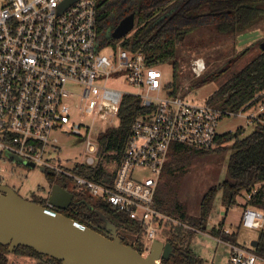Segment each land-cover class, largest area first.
Returning a JSON list of instances; mask_svg holds the SVG:
<instances>
[{"label": "built area", "instance_id": "obj_1", "mask_svg": "<svg viewBox=\"0 0 264 264\" xmlns=\"http://www.w3.org/2000/svg\"><path fill=\"white\" fill-rule=\"evenodd\" d=\"M64 1L0 0V183L8 184L16 166L30 167L24 163L44 167L42 172L55 180L74 179L142 228V254H148L154 240L168 241L162 235L165 228L172 232L176 225L185 226L155 205L172 145L214 147L227 114L187 99L182 88L174 92L172 82H164L162 65L149 63L142 52L121 44L99 48L97 0H76L60 11ZM192 65L197 75L206 68L200 58ZM122 83L135 90H123ZM125 95L140 98L146 110L133 122L113 187H107L74 169L96 166L99 137L119 126ZM260 105L249 115L252 124L263 121L264 102ZM58 134L82 140V160L64 162L56 155ZM55 183L41 196L49 209H54L50 195ZM255 192L253 188L247 200ZM246 202L239 226L264 232V208ZM229 245L226 264H264L252 250Z\"/></svg>", "mask_w": 264, "mask_h": 264}, {"label": "trees", "instance_id": "obj_2", "mask_svg": "<svg viewBox=\"0 0 264 264\" xmlns=\"http://www.w3.org/2000/svg\"><path fill=\"white\" fill-rule=\"evenodd\" d=\"M96 11L99 48L121 44L133 52H142L151 64L172 63L171 86L177 92L183 89L181 86L184 81L179 71L182 65L179 59L182 48L191 49L199 43L210 48L219 41L230 38L237 40L242 33L255 26L259 27L264 19V0H97ZM133 12L136 13L135 28L122 39H114L113 30L123 18ZM259 41L262 43L264 38ZM250 47L252 46L243 55L251 50ZM231 60L233 59L229 61ZM225 71V68L209 70L192 87L216 81ZM263 91L264 49H261L256 57L242 69L235 71L207 97V104L227 115H236L240 110L256 105L261 99V96H257ZM145 110L140 98L125 95L119 112V126L108 129L99 137V160L96 166L77 165L74 170L97 183L113 187L133 122ZM261 117L263 121L253 124L255 128L250 134L242 136L244 128L218 134L215 146L208 150L172 145L161 174L162 182L157 187L155 205L185 226L176 225L172 229L173 236L168 241L173 245V252L168 260L163 259L160 264H204V259L188 245L186 224L194 230L205 231L213 202L219 192L222 203L228 210L238 204L239 197L247 196L256 188L246 204L264 208V112ZM225 152H230L227 162L228 178L209 188L201 199L197 215H190L186 204L179 199L180 188L177 183L199 156ZM47 175L51 183H58L53 175ZM30 200L46 205L41 196L34 195ZM63 213L82 224L100 229H104L109 221L117 227L125 244L143 252L142 228L106 202L90 203L78 199ZM224 226L225 218L211 228V234L227 243L239 244L238 234L226 232ZM256 242V246L239 245L264 258L263 231H260ZM9 254L33 257L38 262L46 258L42 264H63L62 261L40 254L30 247L18 246L10 252L8 246L0 244V264H11Z\"/></svg>", "mask_w": 264, "mask_h": 264}, {"label": "rangeland", "instance_id": "obj_3", "mask_svg": "<svg viewBox=\"0 0 264 264\" xmlns=\"http://www.w3.org/2000/svg\"><path fill=\"white\" fill-rule=\"evenodd\" d=\"M257 28H252L235 38H230L226 41H219L212 47L207 48L203 43L196 44L194 48L187 49L183 47V52L179 58L182 62L180 67V75L183 78V91L186 93V98L197 103L206 104L207 97L225 80H227L235 71L242 69L261 50V42L264 38V19ZM256 32V33H255ZM250 47L247 53L243 52ZM187 49V50H186ZM203 59L206 68L201 75H197L192 69L194 59ZM230 59H233L229 61ZM210 63V64H209ZM218 68H225V73L216 81L210 82L204 86L192 87L196 81L207 71H214ZM164 74V82H173V64L167 63L161 66ZM125 91H133L135 87L128 83L121 84ZM79 91V87H76ZM259 102L252 107L241 112L238 115H227L222 118L219 124L218 131L220 134L242 130V136L250 134L254 130V125L250 123L249 115L254 111L258 112L260 104L264 102V93H260ZM60 142L58 143V155L61 159L69 158L72 161H80L84 156V143L77 136L69 135L67 138L58 134ZM230 152L201 155L195 159L189 166L188 172L177 183L179 186V199L186 204L190 215H197L203 195L209 188L221 183L228 178L227 162ZM17 174H14L10 181H6L9 186H12L23 197L29 199L34 195L36 197L44 196L45 189L50 188L48 175L40 169L16 166ZM163 180V179H162ZM161 181V178H160ZM63 186L74 193V199L86 200L90 203H97L100 197L94 195L85 186H78L74 179L57 180ZM162 182V181H161ZM44 189V190H43ZM240 198V197H239ZM242 214V205L237 204L229 210L222 203V195L219 192L213 202L210 216L207 220L205 231L186 228L185 235L188 239V245L192 250L204 259V264H225L230 251L229 243L215 237L211 234V228L217 226L219 221L225 218L224 228L229 229L231 233L236 232L237 243L249 247L252 241L256 240L260 234V230L238 227ZM164 237L172 238V232L169 228H165L162 232ZM46 258L41 259L37 264H42ZM11 264H33L31 258L9 254Z\"/></svg>", "mask_w": 264, "mask_h": 264}, {"label": "water", "instance_id": "obj_4", "mask_svg": "<svg viewBox=\"0 0 264 264\" xmlns=\"http://www.w3.org/2000/svg\"><path fill=\"white\" fill-rule=\"evenodd\" d=\"M76 0H65L60 11ZM136 13L123 18L112 32L120 40L134 28ZM264 49V41L261 43ZM10 159L23 161L12 154ZM31 168L33 164L24 163ZM45 171L44 167H40ZM74 193L59 183L51 190L50 203L68 209ZM0 244L13 252L18 246L35 249L38 253L62 261L63 264H160L173 252L171 242L154 240L148 254H142L132 245L125 244L117 227L107 221L104 229L88 226L62 212L49 209L23 197L15 188L0 183ZM256 240L251 245L256 246Z\"/></svg>", "mask_w": 264, "mask_h": 264}, {"label": "crops", "instance_id": "obj_5", "mask_svg": "<svg viewBox=\"0 0 264 264\" xmlns=\"http://www.w3.org/2000/svg\"><path fill=\"white\" fill-rule=\"evenodd\" d=\"M255 33H256V32H255ZM246 200H247V196H241L240 198H238V204L242 205V209H243V204H245ZM233 207H234V206H233ZM231 208H232V207H231ZM228 210H229V209H228ZM224 229H227V228H224ZM229 256H230V251H229L228 256H227V261H228V259H229ZM24 257H27V256H24ZM27 258H31V260H33V264H37L35 258H33V257H27ZM227 261H226V263H227ZM226 263H225V264H226Z\"/></svg>", "mask_w": 264, "mask_h": 264}, {"label": "flooded vegetation", "instance_id": "obj_6", "mask_svg": "<svg viewBox=\"0 0 264 264\" xmlns=\"http://www.w3.org/2000/svg\"><path fill=\"white\" fill-rule=\"evenodd\" d=\"M49 182H50V181H49ZM50 183H51V182H50ZM46 190H47V189H45V191H46ZM29 199H31V198H29ZM74 201H76V200L73 199V202H74ZM73 202H72V203H73ZM72 203H71V205L69 206L68 209H61V208H57V207H54V209H56V210L59 211V212L61 211V212L63 213V212H65V211H67V210L70 209V207L72 206Z\"/></svg>", "mask_w": 264, "mask_h": 264}]
</instances>
